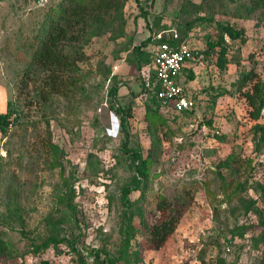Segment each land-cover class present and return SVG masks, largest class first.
<instances>
[{
  "label": "rangeland",
  "instance_id": "1",
  "mask_svg": "<svg viewBox=\"0 0 264 264\" xmlns=\"http://www.w3.org/2000/svg\"><path fill=\"white\" fill-rule=\"evenodd\" d=\"M59 1L0 0V113L12 120L0 131V264H264V109L251 118L250 84L238 85L250 70L264 82V11L247 13L250 0H126L121 32L117 21L82 47L70 95L44 99L47 73L30 62ZM216 23L242 36L224 35L179 77L194 108L148 114L153 44L142 41L168 27L207 49ZM130 150L146 161L142 180ZM160 196L185 211L155 249Z\"/></svg>",
  "mask_w": 264,
  "mask_h": 264
},
{
  "label": "trees",
  "instance_id": "2",
  "mask_svg": "<svg viewBox=\"0 0 264 264\" xmlns=\"http://www.w3.org/2000/svg\"><path fill=\"white\" fill-rule=\"evenodd\" d=\"M126 0H60L58 4L46 15L42 21L38 32L34 36V48L31 56V65H36L47 73L45 80V88L41 92V96L47 99L50 94L57 93L70 95V92L77 86L79 79L73 73L78 70V62L84 58L82 47L94 36H98L106 31L113 30L115 22H119L120 32L123 28V6ZM262 9L264 11V0H250L247 13L254 10ZM165 27L163 29H167ZM218 35L216 39L207 42V49H202L204 59L206 54L211 52L216 45L223 43L224 35L230 39H238L242 36L240 29L230 24L216 23ZM116 35V34H115ZM117 35H120L117 33ZM179 35V39H156L152 36L142 41L141 46L147 44V40L154 44L162 40H168L176 45L185 42ZM138 49H140L138 47ZM143 55L144 52L140 51ZM152 61V53L149 64L148 81H144L142 91L147 94L151 100V105L147 107V113L156 115L159 109L151 86L154 81V71L150 67ZM64 76V78H63ZM66 77V78H65ZM250 84V85H249ZM239 88L248 87L242 91L250 110V117L257 120L264 109V82L259 79L253 71L242 72L238 80ZM118 90V86L114 85L109 90V94L114 97ZM183 111L182 113H189ZM121 123L124 121V110H119ZM11 113L9 111L0 113V131H6V128L12 124L10 120ZM208 123H211L209 120ZM257 130L260 133V140L264 139V125H258ZM128 138L125 133L123 146L127 149ZM128 150V149H127ZM129 151V150H128ZM135 160H140L136 170L139 179L146 178V161L142 159L138 151L130 150ZM157 209L160 212V218L157 222L148 227L147 242L153 248H160L167 237L174 231L176 224L185 211V205H173L165 197L160 196L157 201ZM49 242H45L47 246ZM138 251L135 255L138 257ZM133 254V253H132Z\"/></svg>",
  "mask_w": 264,
  "mask_h": 264
},
{
  "label": "built area",
  "instance_id": "3",
  "mask_svg": "<svg viewBox=\"0 0 264 264\" xmlns=\"http://www.w3.org/2000/svg\"><path fill=\"white\" fill-rule=\"evenodd\" d=\"M152 37L156 39L170 38L173 41L179 39L178 33L171 29L162 30ZM202 60H204L202 49L191 46L187 42L174 45L168 40H162L153 44L150 67L155 75L150 90L159 103L161 111L164 113L183 112L194 108V99L185 91L178 78L188 63L195 64Z\"/></svg>",
  "mask_w": 264,
  "mask_h": 264
},
{
  "label": "crops",
  "instance_id": "4",
  "mask_svg": "<svg viewBox=\"0 0 264 264\" xmlns=\"http://www.w3.org/2000/svg\"><path fill=\"white\" fill-rule=\"evenodd\" d=\"M192 68L194 69V64L188 63V64L183 68V70H182L180 76L182 75V73H183L184 71H188L189 69H192ZM180 76H179V77H180ZM178 81H179V78H178Z\"/></svg>",
  "mask_w": 264,
  "mask_h": 264
}]
</instances>
